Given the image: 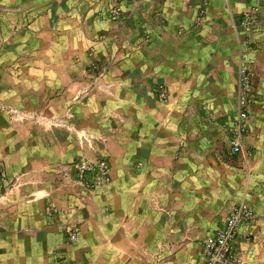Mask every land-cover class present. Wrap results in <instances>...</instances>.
Returning <instances> with one entry per match:
<instances>
[{
  "label": "crops",
  "instance_id": "obj_1",
  "mask_svg": "<svg viewBox=\"0 0 264 264\" xmlns=\"http://www.w3.org/2000/svg\"><path fill=\"white\" fill-rule=\"evenodd\" d=\"M119 1L120 17L107 18L105 9L117 0H0V47H9L14 40L31 42L53 6L64 16L67 2H72L77 9L73 14L95 17L91 37L103 35L102 41L117 51L116 61L127 55V62L137 63L139 95L148 96L155 84L168 91L162 104L149 97L139 99L136 120L126 119L127 129L116 133L108 145L111 180L91 196L83 195L82 188L71 189L60 177L65 162L75 156L67 152L63 135L44 133L37 123L30 134H21L18 125L0 114V160L11 182L0 199V264H163L156 246L163 235V218H168L162 204L171 207L182 201L175 194L170 204L165 202L162 176L171 174L172 159L181 150L185 159L194 157L195 142L212 155L222 114L237 109L239 47L231 21L256 0ZM158 11L163 19L156 17ZM24 27L29 28L28 35L21 33ZM60 38L64 48V28ZM252 39L264 54V31L256 28ZM17 58L0 50V105L7 110L17 104L14 78L1 64ZM247 124L250 133L243 137V148L250 153L247 165L254 193L245 200L255 217L239 227L238 264H264V122L259 126L250 118ZM189 135L205 139L185 141ZM177 171L175 167L173 173ZM182 172L215 173L192 165ZM165 186L178 190L177 183ZM192 206L185 204L191 212L181 220L192 217ZM70 229L75 240L68 239ZM176 261L173 255L172 263Z\"/></svg>",
  "mask_w": 264,
  "mask_h": 264
},
{
  "label": "rangeland",
  "instance_id": "obj_2",
  "mask_svg": "<svg viewBox=\"0 0 264 264\" xmlns=\"http://www.w3.org/2000/svg\"><path fill=\"white\" fill-rule=\"evenodd\" d=\"M119 2L117 0L111 6H119ZM57 10L60 9L53 6L48 17H43V28L33 32L34 39L31 42L25 39L14 40L11 46L0 47V50L18 57L15 62L1 64L3 71H12V87L17 104L15 109L8 110L0 105V114L18 125L21 134H30L31 126L37 123L42 126L44 133L55 137L63 135L67 152L70 150L75 156L65 162L59 172L60 177L71 189L82 188L86 193L83 195L91 196L111 180L108 145L115 140L116 133L121 134V131L127 129L124 126L126 119L136 120L139 99L148 100L149 97L157 104L164 101L158 98L154 86L152 90L148 89V96L139 95L137 63L127 62V55L123 57L125 61H116L115 55L118 53L107 41H102L103 35L98 33V39L95 38L96 35L91 37L95 31L92 23L94 16L86 13L73 14L77 9L73 8L72 2H67L66 15L59 14ZM244 10H252L255 15L251 35L256 28L264 31V0H256L255 4H249ZM24 28L21 33L28 35L29 28ZM63 28L64 48L60 38ZM94 40L102 42V45L96 46ZM255 46L256 50L248 66L251 89L247 95V108L249 119L253 118L260 126L264 122V54L260 44L258 46L256 42ZM257 50L260 52H256ZM234 89L237 105V67ZM235 118L236 111L230 110L229 113L222 114L217 144L212 155L199 150L195 142L194 157L185 159L184 152L180 149L172 159L174 162L171 174L162 176L163 188L167 194L165 202L170 204L169 201H173L175 194L182 201L171 204V207L162 204L163 213L168 218H163V235L160 241L157 240L156 246L161 251L163 264H195L201 244L206 238L215 235L223 218L239 202H244L251 210L250 218L241 226L248 225L255 217L253 208L245 200L249 194L254 193L250 187L253 177L247 165L249 150L243 148L240 154L230 153L229 140ZM24 124L26 127L22 126ZM249 133L250 131L247 135ZM184 137L180 136L181 139ZM187 137L185 141L205 139L201 135ZM186 165L208 167L215 173H180ZM88 166L94 169L84 178L75 177L80 168ZM0 167L3 172V177L0 178L1 199L9 190L11 182L1 160ZM101 167L106 170L107 177L103 184L92 187L90 181H95L100 176ZM175 167L178 169L177 174L173 173ZM188 179L189 182L185 184ZM169 181L177 183L178 190L168 189L165 184H169ZM189 202L193 205L192 217L187 215L181 220L185 212H191L185 207ZM187 217L188 220L185 221ZM171 232L177 235H170ZM70 233L75 234L70 229L68 239ZM237 237L235 248L238 255L234 264L242 261ZM246 237L249 241V237ZM144 241L147 243L152 240ZM173 255L177 259L175 263H172Z\"/></svg>",
  "mask_w": 264,
  "mask_h": 264
},
{
  "label": "built area",
  "instance_id": "obj_3",
  "mask_svg": "<svg viewBox=\"0 0 264 264\" xmlns=\"http://www.w3.org/2000/svg\"><path fill=\"white\" fill-rule=\"evenodd\" d=\"M201 9V15H204L205 9ZM106 16L111 18L120 17L121 10L119 6H110L104 11ZM164 14L160 11L156 12L158 19H163ZM254 12L252 10H244L238 15L233 16L231 27L234 31L236 42L239 47L237 56V109L236 118L232 124L233 133L229 140L230 153L240 154L243 152V137L248 132L247 120L249 119V111L247 108V95L251 89L248 78V66L252 56L256 50L255 43L252 39L251 31L254 23ZM157 96L160 100L168 99L167 88L163 85H156ZM94 168L91 166L82 167L75 174L77 178H84L87 173ZM3 172L0 167V178ZM107 177L104 167H101L100 176L95 181H90L92 187L103 184ZM251 216V210L244 202L236 204L229 213L223 218L221 225L213 237L204 240L200 257L195 264H234L237 261V251L235 242L240 225L248 220ZM76 235L70 233L69 240H75ZM62 264H65L64 262Z\"/></svg>",
  "mask_w": 264,
  "mask_h": 264
}]
</instances>
